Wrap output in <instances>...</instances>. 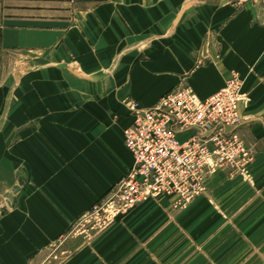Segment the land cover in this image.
<instances>
[{
  "label": "crops",
  "instance_id": "0c3cea01",
  "mask_svg": "<svg viewBox=\"0 0 264 264\" xmlns=\"http://www.w3.org/2000/svg\"><path fill=\"white\" fill-rule=\"evenodd\" d=\"M190 1L0 0V264H30L125 174L131 102L203 100L235 72L250 164L141 202L60 264H264V6Z\"/></svg>",
  "mask_w": 264,
  "mask_h": 264
},
{
  "label": "built area",
  "instance_id": "2783aa9c",
  "mask_svg": "<svg viewBox=\"0 0 264 264\" xmlns=\"http://www.w3.org/2000/svg\"><path fill=\"white\" fill-rule=\"evenodd\" d=\"M242 86L235 72L203 100L190 86L179 84L151 106L131 102L123 139L133 162L89 211L112 217L168 195L189 201L217 169L247 167L252 154L236 133L242 121L237 106L245 96Z\"/></svg>",
  "mask_w": 264,
  "mask_h": 264
},
{
  "label": "rangeland",
  "instance_id": "374dc122",
  "mask_svg": "<svg viewBox=\"0 0 264 264\" xmlns=\"http://www.w3.org/2000/svg\"><path fill=\"white\" fill-rule=\"evenodd\" d=\"M254 1L256 3L262 4V1L260 0H254ZM31 67L32 66H28L24 64L20 65L16 69L18 74L17 75L15 74V77L17 78L18 75L22 74L23 70H27L28 68ZM108 71L111 74L112 71L111 70ZM105 195L103 197H105ZM92 206L85 212V213L89 212L87 215L85 216L83 215L84 217L81 216L74 223V226L70 230V234L68 233L65 236L57 239V241L53 245L43 250V252H41L39 256L36 257L34 260H32L30 264H60L66 257L71 255V252H73L78 246H80L82 243H87V242L89 243L97 240L99 236H101L102 234L106 233L108 230L111 229L113 223L118 219L119 216H123L127 213L126 212L124 214H116L113 215L112 217H106L101 212L98 215L90 212L89 210L92 208ZM180 255L176 251L171 252L170 264H186V263L200 264L199 260L198 259L194 260L193 256H188V257L185 256L186 257L185 258L183 257V254ZM225 260H226L225 257H223L219 261V263L227 264ZM128 263L129 261L124 262L123 264H128Z\"/></svg>",
  "mask_w": 264,
  "mask_h": 264
},
{
  "label": "water",
  "instance_id": "95a60500",
  "mask_svg": "<svg viewBox=\"0 0 264 264\" xmlns=\"http://www.w3.org/2000/svg\"><path fill=\"white\" fill-rule=\"evenodd\" d=\"M197 3V1L196 0H191L189 3H187V4H185L184 6H183V10H182V12L183 11H185L187 8H189L192 4H196ZM97 76H100V74H98ZM95 77V76H94ZM19 188H18V186H16L15 188H14V190L16 191V190H18Z\"/></svg>",
  "mask_w": 264,
  "mask_h": 264
}]
</instances>
